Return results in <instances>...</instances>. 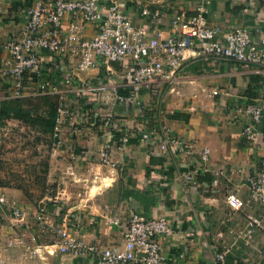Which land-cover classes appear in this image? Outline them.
I'll return each instance as SVG.
<instances>
[{
  "label": "crops",
  "instance_id": "0c3cea01",
  "mask_svg": "<svg viewBox=\"0 0 264 264\" xmlns=\"http://www.w3.org/2000/svg\"><path fill=\"white\" fill-rule=\"evenodd\" d=\"M36 1L0 0V67L9 59L3 45L21 39L26 8ZM101 2L106 5L108 0ZM123 2L134 27H146L150 35L159 34L162 39L174 34L171 19L176 14L194 13V0ZM206 7L212 25L224 30L246 27L254 36L264 33V0H209ZM141 8L165 17L150 21L140 16ZM70 21L66 17L63 25ZM95 32V27L87 24L83 37L90 39ZM129 66L128 62L113 64L109 67L112 74L104 67L79 71L68 56L58 59L42 52V77L34 80L26 75L23 107L46 97L67 105L71 112L57 127L58 148L50 155L48 184L56 194L55 209L45 210L46 216L55 226L64 220L67 225L74 222L72 232L78 239L102 249L123 247V228L131 213L163 217L169 221L172 235L160 239L166 257L162 264H217L215 255L223 246L232 255L228 254L227 264H246L249 248L236 240V235L243 231L247 214L262 216L258 206L247 204L249 193L243 184L264 158V118L262 135L255 142L248 141L242 135L248 119L239 117L235 109L251 103L244 92L253 79L259 82V97L254 101L264 104V70L231 61H191L184 65L178 81L161 92L141 89L135 96L137 104L117 103L112 88L128 87ZM64 75L72 81L66 83ZM86 83L95 86L89 89ZM9 87L10 81L0 78V104L9 98ZM213 90L218 91L214 97L210 96ZM123 92L130 95V90ZM107 115L129 131L127 141L102 128ZM159 126L170 128L195 151L209 150L211 168L224 172L216 193L209 190L211 175L197 176L191 187L184 184L189 164L185 155L150 149L148 134ZM104 152L109 154L108 164L102 162ZM191 160L196 162V156ZM0 193L26 213L25 223L16 226L10 208L0 206V264H25L27 247L38 246L46 247L50 254L42 250L43 260L37 263L33 259L32 264H96L90 257L60 254L55 235L34 222L36 207L23 202V196L13 188L0 186ZM227 195H234L244 206L231 210L225 204ZM112 219L118 224L112 225ZM253 239L255 246L264 250V219ZM261 258H254L251 264H258Z\"/></svg>",
  "mask_w": 264,
  "mask_h": 264
},
{
  "label": "built area",
  "instance_id": "2783aa9c",
  "mask_svg": "<svg viewBox=\"0 0 264 264\" xmlns=\"http://www.w3.org/2000/svg\"><path fill=\"white\" fill-rule=\"evenodd\" d=\"M208 4L209 0H194V13L188 16L184 13L176 14L171 19L174 34L162 39L159 34L150 35L146 27H134L131 17L124 11L123 0H108L106 5L101 0H38L26 8L27 19L21 39L11 40L3 45L9 59L0 67V78L10 81L8 99L22 98L26 75H42V52L58 59L68 56L70 62L71 59L75 61L79 71L104 67L112 74L110 66L128 62V87L112 88L115 101L121 104H137L135 96L141 89L161 92L163 87L176 83L184 65L191 61L206 64L231 61L264 70V33L256 31L258 34L254 36L246 27L224 30L210 24L207 18ZM140 16L154 21L164 18L165 14L141 8ZM66 17H70L71 21L65 27L63 22ZM87 24L96 29L90 39L83 37ZM63 80L70 83L72 77L64 75ZM85 85L89 89L95 86L90 83ZM128 90L130 95L123 94V91ZM217 94L218 91L213 90L210 96ZM263 110L264 104L257 101L242 104L235 109L239 117L248 119V124L242 130L246 140L255 142L262 135L260 127ZM66 116H71L70 108L61 103L55 118V138L57 127ZM102 128L108 134H117L122 141L128 140L129 131L114 122L110 115L102 120ZM148 142L152 151L173 150L186 156L189 164L188 171L183 175L185 185H196V177L199 175H211L213 179L209 190L213 193L218 191L224 172L211 168L207 148L193 150L165 126L150 131ZM192 156H196V162L191 160ZM101 159L104 164H108L109 154L104 152ZM243 186L249 193L247 204H255L262 213V216L247 214L243 231L237 232L236 240L243 239L248 246L254 230L263 225L264 158L260 159L255 174L245 178ZM225 204L233 211H239L244 206L234 195H227ZM3 205L10 208L11 219L16 226L25 223L26 213L8 203L0 193V206ZM34 219L42 226V230H50L55 235L60 254L90 257L96 264H162L166 257L160 239L172 235L166 218L146 217L133 212L123 228V247L102 249L97 244L78 239L72 232L74 222L67 225V220H64L55 226L46 216L44 208L37 209ZM109 222L112 225L118 224L117 219ZM27 250L28 261L25 264H32L31 261L37 256L42 258V250H46V247H27ZM46 253L50 254L48 250ZM228 254L229 248L223 246V250L215 255L217 264H227Z\"/></svg>",
  "mask_w": 264,
  "mask_h": 264
},
{
  "label": "rangeland",
  "instance_id": "374dc122",
  "mask_svg": "<svg viewBox=\"0 0 264 264\" xmlns=\"http://www.w3.org/2000/svg\"><path fill=\"white\" fill-rule=\"evenodd\" d=\"M58 105L53 99L42 100L34 110L39 116L45 117L48 112L53 111L50 106L56 110ZM0 126V186L18 190L23 196V202L31 207L52 211L55 209L53 197L56 191L48 184V168L52 150L58 148L54 135L46 134L40 127L13 121H2ZM34 222L36 223L35 219ZM240 240L244 247L249 248L250 258L245 260L246 264L253 263L254 258L264 257V250L255 246V239L252 238L248 246L243 239ZM254 247L259 249L255 250ZM34 259L37 263L43 260H39L38 256Z\"/></svg>",
  "mask_w": 264,
  "mask_h": 264
},
{
  "label": "trees",
  "instance_id": "16d2710c",
  "mask_svg": "<svg viewBox=\"0 0 264 264\" xmlns=\"http://www.w3.org/2000/svg\"><path fill=\"white\" fill-rule=\"evenodd\" d=\"M41 77L42 75L39 77L34 75L32 76L34 80H38ZM25 80H26V76H25ZM258 83L259 82L257 80L253 79L251 82V87H248V89L244 92V96L251 103H253L254 100L259 97L258 95L259 89H256L258 88L257 87ZM120 93L122 94V92ZM123 94H127V92H124ZM42 100H49V98L42 97L39 101L36 100V102L32 103L30 107H23L21 98L6 99L0 104V122L17 120L24 125L40 127L43 130V132L52 135L54 133L55 118L58 107L55 110L53 106H50V110L53 109V111L48 112L45 117H41L35 113L36 111L34 110V108L37 105V103ZM263 118H264V110H263Z\"/></svg>",
  "mask_w": 264,
  "mask_h": 264
},
{
  "label": "water",
  "instance_id": "95a60500",
  "mask_svg": "<svg viewBox=\"0 0 264 264\" xmlns=\"http://www.w3.org/2000/svg\"><path fill=\"white\" fill-rule=\"evenodd\" d=\"M258 264H264V257H262V258L260 259V261L258 262Z\"/></svg>",
  "mask_w": 264,
  "mask_h": 264
}]
</instances>
